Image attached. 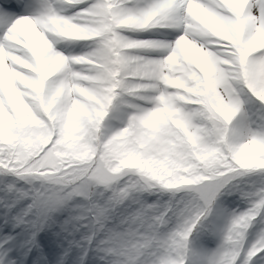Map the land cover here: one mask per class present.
I'll return each instance as SVG.
<instances>
[{
  "label": "snow or ice",
  "instance_id": "6c2138e0",
  "mask_svg": "<svg viewBox=\"0 0 264 264\" xmlns=\"http://www.w3.org/2000/svg\"><path fill=\"white\" fill-rule=\"evenodd\" d=\"M0 264H264V0H0Z\"/></svg>",
  "mask_w": 264,
  "mask_h": 264
},
{
  "label": "bare ground",
  "instance_id": "6f19581e",
  "mask_svg": "<svg viewBox=\"0 0 264 264\" xmlns=\"http://www.w3.org/2000/svg\"><path fill=\"white\" fill-rule=\"evenodd\" d=\"M163 31H167V30H163Z\"/></svg>",
  "mask_w": 264,
  "mask_h": 264
},
{
  "label": "rangeland",
  "instance_id": "374dc122",
  "mask_svg": "<svg viewBox=\"0 0 264 264\" xmlns=\"http://www.w3.org/2000/svg\"><path fill=\"white\" fill-rule=\"evenodd\" d=\"M161 31H163V30H161Z\"/></svg>",
  "mask_w": 264,
  "mask_h": 264
}]
</instances>
